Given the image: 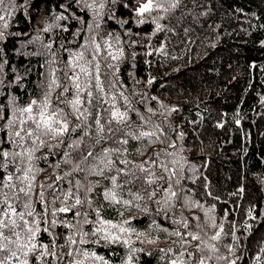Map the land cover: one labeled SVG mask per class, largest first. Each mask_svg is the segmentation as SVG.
<instances>
[{"label":"snow or ice","instance_id":"6c2138e0","mask_svg":"<svg viewBox=\"0 0 264 264\" xmlns=\"http://www.w3.org/2000/svg\"><path fill=\"white\" fill-rule=\"evenodd\" d=\"M12 4L0 0V42L28 35L6 36ZM182 6L187 7L184 0H64L54 5L61 11L42 17L44 27L33 31L59 30L70 38H49L29 53L15 49L21 57L42 58L35 89L24 83L31 69L21 74L7 58V44L0 46V264H110L95 248L116 245L128 249L122 264H133L134 254L151 255L134 245L157 244L160 233L176 238L167 249H158L167 264H238L244 259L236 234L241 226L229 219L232 210L225 208L218 218L216 205L205 204L209 197L220 198L206 187L201 199H193L183 183L188 161L177 140H184L185 133L169 119L180 109L149 96L156 78L138 75L142 57L177 59L167 48L169 33L175 32L172 19ZM39 40V35L29 36L22 45ZM177 206L202 216H185L175 211ZM131 209L152 218L138 228L136 217L125 215ZM255 211V206L245 211V230L253 227L247 220L259 218ZM156 217L170 221L171 230ZM251 259L264 264V238Z\"/></svg>","mask_w":264,"mask_h":264},{"label":"trees","instance_id":"16d2710c","mask_svg":"<svg viewBox=\"0 0 264 264\" xmlns=\"http://www.w3.org/2000/svg\"><path fill=\"white\" fill-rule=\"evenodd\" d=\"M63 2L13 0L5 34L28 35H21L19 41L13 36L0 42V46L7 44V58L21 74L31 69L24 81L29 89H35V81L40 79L42 69L38 62L42 58L21 57L15 49L29 53L38 49L41 42H48L49 38L57 42L70 38L69 33L59 30L53 33L33 31L44 27L42 17L50 18L60 12L53 6ZM184 4L187 7L182 6L172 19L170 26L175 27V32L169 33L167 48L177 59L161 55L142 57L138 75L156 78L147 89L149 96L156 95L166 105L180 109L169 119L185 133L184 140H177V147L183 146L181 155L188 161L182 173L186 189H191L193 199H201L206 187L213 196H218L219 201L209 197L205 204L206 207L216 205L218 218L225 208L232 210L229 219L234 217L236 224L241 226L236 234L241 236L244 246L238 251L244 257L238 264H254L251 256L257 242L264 238V103L261 102L264 97V0H184ZM184 29L188 31L185 33ZM36 35L40 36L39 41L22 45L29 36L34 40ZM153 43H157L156 38ZM144 59L152 61L151 65L145 64ZM253 64L255 68L251 67ZM236 119H240L239 125L235 123ZM220 123L224 126L218 127ZM192 168L196 171L193 172ZM49 171L51 169L42 173L40 178ZM241 188L244 189L242 193ZM124 198H129L126 190ZM251 206H255L253 214L259 218L247 220L253 226L248 231L242 225L246 219L244 213ZM175 211H183L188 217L202 216L199 210H184L179 206ZM125 215H134L133 224L138 228L152 218L151 213H139L135 209ZM156 219L163 227L170 230L173 227L170 221L161 217ZM228 227L225 223V228ZM160 236L157 244L134 245L146 247L151 255L138 252L134 254L133 264H167L165 253L158 249H167L176 238H164V233ZM227 242V239L223 241ZM95 250L110 264H122L129 254L127 248L118 245L97 246ZM221 252L226 253V249L221 247ZM210 264L222 262L213 260Z\"/></svg>","mask_w":264,"mask_h":264}]
</instances>
